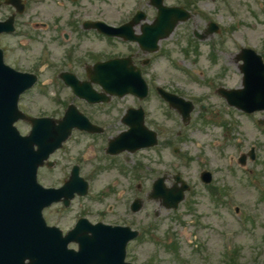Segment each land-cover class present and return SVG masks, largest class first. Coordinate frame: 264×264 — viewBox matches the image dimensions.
I'll use <instances>...</instances> for the list:
<instances>
[{
    "label": "rangeland",
    "instance_id": "374dc122",
    "mask_svg": "<svg viewBox=\"0 0 264 264\" xmlns=\"http://www.w3.org/2000/svg\"><path fill=\"white\" fill-rule=\"evenodd\" d=\"M170 2L185 4L189 0H167ZM134 3L135 0H88L82 1L80 11L88 12L86 7L95 13L116 11L131 8ZM191 6L192 19L181 23L163 40L147 73L152 86L163 85L194 101L192 120L184 124L174 108L158 94H150L143 106L149 126L161 132L158 147L135 154L125 152L120 156L123 166L118 170L107 166L100 142L77 138L76 149L85 147V156L94 160H87L85 175L95 172L98 165L102 167L91 176L94 187L105 188L109 202L119 206L135 199L139 193L136 184H141L146 198L154 179L165 173L172 179L180 171L191 184L188 198L178 210H166L146 198L145 219L139 220L138 214L130 219L142 231L149 228L133 246L137 264H264V111L246 114L228 105L217 93L220 86H241L242 73L236 60L241 47L255 48L264 57V0H193ZM40 9L39 17L32 20L27 16L22 24L33 22V27H41ZM5 13L4 8L0 9V16ZM214 20L221 27L219 33L204 41L194 36L195 29L204 32L207 23ZM5 41V47L14 53L13 43H17L10 38ZM29 43L22 41L29 48L24 47L20 56L35 57L36 62L39 56L45 60L40 46ZM86 44L102 56L123 50L96 36ZM58 89L59 96L68 99L64 87ZM131 103L126 98L89 111L95 119L118 120ZM201 105L206 106L204 111ZM179 132L184 135L178 136ZM175 146L180 148L178 153L173 152ZM253 147L255 161L250 159ZM244 154L247 161L242 164ZM204 169L215 173L214 184L202 182Z\"/></svg>",
    "mask_w": 264,
    "mask_h": 264
},
{
    "label": "flooded vegetation",
    "instance_id": "af4514ba",
    "mask_svg": "<svg viewBox=\"0 0 264 264\" xmlns=\"http://www.w3.org/2000/svg\"><path fill=\"white\" fill-rule=\"evenodd\" d=\"M4 1L5 0H0V9L4 8L6 13L0 16V22L15 15L14 25L16 27L13 33H3L0 35L1 45L5 49L7 63L14 69L30 72L37 79L36 84L28 88L20 97L19 103L22 112L38 118L47 117L61 119L65 115L68 106L75 103L81 111L85 112L90 117L92 122L100 126V131L90 133L86 130L74 129L73 135L63 143V147L53 151L49 156L50 158L37 168L36 180L39 186H37L35 190L38 191L39 198H34L37 207L44 205L45 198L41 199L44 195L42 188L54 189L65 186L76 164L81 167V175L89 181V191L85 196L79 193L74 194V196L69 199L70 202L68 205L65 202V196L52 205H44V207L40 209L42 219H35V214L33 213H36V211H34L32 204L30 225L34 241L24 243L25 246L33 248V252L30 254L31 256H28V253L21 254L18 252L19 258H17V249H21L22 245L13 242L11 244L5 243L4 234H8L11 231L15 233V226L12 198L11 196H5L3 187V185L10 186L11 183L9 165L6 166V177L5 170L0 167V184H2V186H0V194L2 193L0 196V264H86L85 262H81L80 259L90 256L91 254H78L76 252L80 250L81 242L94 241V226L100 224V222L109 225L132 226V221H130V219L136 214H138L139 220L145 219L144 207L147 200L145 198V193H143V187H140L141 184H136L137 192L139 193H137L132 202L126 204L122 202L120 206L117 202L115 203L112 200L109 202L107 192H104L105 188L99 187L95 189L94 182L91 178V176H95V173L98 174V171L102 167L98 165L95 172L91 173V171L86 173V175L84 174L86 170L85 166H87L88 163L87 160L92 162H94V160L85 156V147L81 148V151L76 149V139L82 138L88 139V141L95 140V144H99L98 142H100V149L101 152L104 153V159H108L107 163H109V165L107 164V166H113V169L118 170L119 168L117 167L123 166L119 163V160L120 156L124 155L125 152L110 154L109 140L123 130L121 127L125 124L124 120H122L123 115L119 117L118 120L112 118L111 121L106 122L101 118L95 119L89 110L95 108L101 110L100 107H104L106 104L117 103L126 98H129L133 103H131L129 107H137V102L139 100L134 95L129 94L124 98L114 96L111 102L106 104H92L85 99L79 98L70 85L75 83H89L92 85V88L102 91L101 86L97 83L102 81L103 78L98 74L100 71L97 67L106 61L115 60V58H129L137 68L139 67L141 69L142 74L149 79L151 75L147 73V71L149 66L153 64L157 58L158 50L164 40L162 37L157 40L158 31L156 30V21L160 11L159 0H135L134 6L131 8H124L116 11L107 9L99 13H95L94 11L90 12V9L87 7L85 9H87L88 12L83 13V11H80L82 1L85 2L88 0H38L35 2L31 0H18V3H5ZM164 2L167 6L180 5L175 2H170L168 4L167 0H164ZM191 2L192 0H189V3H185L184 6L192 14L193 11L190 9L192 7ZM38 9H40L39 12L41 14V27H33V22L22 24L21 21L27 16L31 17L32 20H34L35 17H39L37 14ZM32 14H34V16H32ZM96 20H104L106 26L120 28V31H110L105 25L99 28ZM25 28H28V30H25ZM38 28H41L42 32L36 31ZM92 36L105 39L107 43L110 44L109 46L114 48L121 47L123 50L111 55L102 56L98 54L95 48L86 44L91 40ZM6 38H10L17 43V45L13 43L15 50L14 53L11 51L14 54H12V59L9 58V54L11 53L10 50L5 47ZM23 40L26 41V43L27 41L30 42L29 44L32 42L38 44L40 46V53L45 54V60L39 56L40 59L36 62L35 57L20 56V54L24 52V47L29 48L28 44H22ZM154 45L158 47V50L149 48ZM128 47L130 48L124 51ZM14 56L16 57L14 58ZM45 75L48 77L51 76V78L44 79ZM114 75L116 76V74ZM61 85L67 91L68 99L59 96L61 90L58 88L61 87ZM51 87L54 89L50 90ZM150 94H159L158 88H152L151 86ZM128 108H126V111ZM18 125L21 127V136L28 137L32 130V124L29 123L28 119L20 120ZM118 126H120L121 129L119 127L117 130ZM113 130L117 131L112 133ZM179 134H181V132ZM25 142L27 144V141ZM34 147L39 149L40 146L35 144ZM131 153L135 154V152ZM112 161L115 163H112ZM136 166L138 167V164ZM24 169V176L27 182L26 192H28L30 198H32V172L28 168V165H25ZM125 171L126 170L123 172ZM5 182H7V184H5ZM76 187H79L78 179H74L73 182L65 188V192L67 194H72ZM38 194H36V196H38ZM6 199H8V201H6ZM136 199H142V208L139 212H135L132 209L133 202ZM156 201L161 206L162 200ZM156 216L158 217L159 213H157ZM6 218H11V220L8 221ZM81 220V228L72 235L74 239L67 237L68 233L75 229L78 226V222ZM35 221H37L38 226L35 225ZM132 227L138 229V226L135 224ZM36 229L40 231L38 235L36 234ZM52 230H54L55 235L61 237L56 239L59 245L67 246V251L70 250L73 255L58 254L55 257L53 247L55 244L54 241L56 240L52 238ZM146 232V230L142 231L144 234ZM81 235L83 237H80ZM37 237L40 239L37 240ZM135 242L137 241L130 242L128 245L125 260L134 264L136 263L133 254ZM71 257L74 259L73 261H70Z\"/></svg>",
    "mask_w": 264,
    "mask_h": 264
},
{
    "label": "water",
    "instance_id": "95a60500",
    "mask_svg": "<svg viewBox=\"0 0 264 264\" xmlns=\"http://www.w3.org/2000/svg\"><path fill=\"white\" fill-rule=\"evenodd\" d=\"M15 2L17 0H8ZM161 15L158 17V37H168L173 32L176 25L181 20L189 19L183 9L179 8H165L161 7ZM12 19L6 22L0 23V33L7 30L12 31L14 29L12 25ZM207 35H200L197 33L200 39L208 37L209 34H214L215 31L219 30V27L215 23L209 24ZM152 50L156 48V45L149 47ZM237 60H243L244 62L240 65V70L243 72V86L234 89L221 88L220 93L227 99L228 103L237 106L239 109H243L248 113H252L256 110L264 109V59L253 49H244L238 54ZM112 64V71L114 74L121 72L128 73L131 75L130 78L124 80L122 78L117 79L118 76L113 74H107L103 71L101 66H98L99 75L103 78L100 83L107 89L111 94L125 95L128 92L135 93L141 97L145 96L148 91L146 82L142 78L139 70L131 64V60H115L110 62ZM112 73V72H111ZM29 81H31L29 83ZM35 81V78H31L29 75L21 74L14 71L7 66L3 59V52L0 49V167L5 170V177L7 174L6 166L9 165L10 170V186L3 185L5 196L12 198L13 203V214H14V226L15 233L11 236L5 235V243H30L32 242L31 232L29 231V216L27 212L32 210V204L34 211L40 210L41 207L36 206L34 198H39L38 191L35 190L37 186L36 180L32 179V198L28 192H26L27 182L24 176V164H29L30 169H34L36 166V158H43L40 156L42 150L39 152L34 151L32 143L28 146L24 145L23 139L19 134L14 123L18 121L23 114L20 113L18 107V99L23 90L27 85H31ZM76 89V92L82 97H86L88 100L95 101H106L109 100V96L105 93H96L90 88V84H72ZM161 94L170 102L171 106L179 109L185 120H189L190 113L194 106L191 102L185 99L179 98L174 94H170L163 89L160 90ZM123 120L130 126V130L120 134L118 137L110 141V151L119 152L122 150L135 151L144 146H153L157 141V134L155 131L149 130L145 126V119L143 109L136 110L130 109L129 113L123 118ZM33 133L31 138L43 140V146L47 148V137H60L66 138L70 135V132L74 125L81 128L90 129L87 118H84L75 111H68V114L59 121V125H55L51 120L48 119H32ZM51 126L58 127L57 130L49 131ZM59 139V141H60ZM60 146V142L55 144V147ZM46 153V150H44ZM47 156V155H45ZM254 150L252 153V159H254ZM245 158L243 157L242 160ZM1 171V170H0ZM204 180L210 182L212 175L209 172L204 173ZM178 180L181 178L178 176ZM165 178H160L154 184V191L151 194L152 197H163L165 206L171 208H178V204L185 198L184 192L188 189V185L183 184V187L167 188L164 186ZM7 184V182H5ZM2 186V184H0ZM10 189V190H9ZM2 194V193H1ZM0 194V196H1ZM38 194V196H36ZM30 198V199H29ZM43 198H50V195H43ZM140 207L136 205V209ZM138 232H130L128 227H115L109 229H96L95 236L97 237L94 243H85L83 253L89 254L100 253V257L93 258L92 261H100L101 264H120L125 257V246L127 241L137 236ZM60 249L54 247V252ZM28 252V249H26ZM18 252V251H17ZM57 253V252H56ZM90 258L87 259V261Z\"/></svg>",
    "mask_w": 264,
    "mask_h": 264
}]
</instances>
